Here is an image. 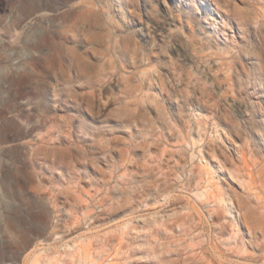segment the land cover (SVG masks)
<instances>
[{
  "label": "rangeland",
  "instance_id": "obj_1",
  "mask_svg": "<svg viewBox=\"0 0 264 264\" xmlns=\"http://www.w3.org/2000/svg\"><path fill=\"white\" fill-rule=\"evenodd\" d=\"M0 264H264V0H0Z\"/></svg>",
  "mask_w": 264,
  "mask_h": 264
}]
</instances>
